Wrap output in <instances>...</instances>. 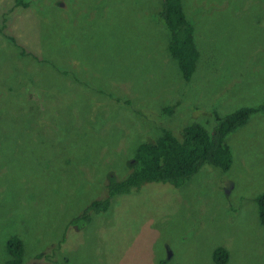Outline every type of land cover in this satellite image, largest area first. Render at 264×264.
<instances>
[{"label": "rangeland", "instance_id": "1", "mask_svg": "<svg viewBox=\"0 0 264 264\" xmlns=\"http://www.w3.org/2000/svg\"><path fill=\"white\" fill-rule=\"evenodd\" d=\"M180 1L198 53L189 81L166 50L162 0H0V264L10 235L23 240L22 264H214L216 247L227 252L223 264H264L255 202L264 114L226 137V171L203 166L177 188L143 184L69 225L161 129H210L212 113L264 100V2ZM13 33L16 47L2 38ZM18 83L30 98L22 84L14 97L7 91ZM29 149L35 156L7 165V153Z\"/></svg>", "mask_w": 264, "mask_h": 264}, {"label": "trees", "instance_id": "2", "mask_svg": "<svg viewBox=\"0 0 264 264\" xmlns=\"http://www.w3.org/2000/svg\"><path fill=\"white\" fill-rule=\"evenodd\" d=\"M264 2V0H260ZM18 6L28 7L23 0H14ZM156 20L164 27L168 33L170 42L166 47L168 54L179 66L182 79L189 81L194 65L198 59V53L195 48L193 33L194 28L189 20L186 19L180 0H162L159 11L156 14ZM1 33V32H0ZM5 41H10L16 47V35H2ZM20 56H29L40 63H50V59H38L37 53L30 52L23 46L17 45ZM19 56V57H20ZM52 70L60 73L66 78L76 79L75 74L50 66ZM68 74V75H67ZM30 76V75H29ZM28 80H30V77ZM11 87L7 91L14 95L19 92ZM24 86V85H23ZM25 96L30 98L28 89L24 86ZM170 109L164 108V113L169 114ZM257 114H264V100L256 106H243L232 112L218 115L212 113V128L206 129L200 124L193 123L184 127L177 136H174L167 129H161L160 136L154 141H146L135 146L132 155L125 161L129 172L121 179H117L109 173L105 179L106 196L102 199L91 200L79 214L74 215L69 225H75L77 228L86 224L91 215L100 213L108 208L109 199L113 195H123L132 190H137L141 185L147 183L169 184L177 188L194 175L198 169L203 166L219 168L222 171L228 169V152L225 145L226 137L236 129L244 126L248 120ZM5 137V134L2 136ZM0 138V147L2 144ZM35 156L33 149L26 153H16L14 151L7 153L4 158L7 165L19 164L26 157ZM257 204V218L260 225L264 226V194L255 197ZM6 252L9 258L3 264H22L23 240L15 235H10L5 239ZM36 258H41L38 255ZM166 259L159 258L156 264H164ZM227 260V252L224 248L216 247L212 252V261L214 264H223Z\"/></svg>", "mask_w": 264, "mask_h": 264}, {"label": "flooded vegetation", "instance_id": "3", "mask_svg": "<svg viewBox=\"0 0 264 264\" xmlns=\"http://www.w3.org/2000/svg\"><path fill=\"white\" fill-rule=\"evenodd\" d=\"M161 25V24H160ZM162 26V25H161ZM163 27V26H162ZM164 28V27H163Z\"/></svg>", "mask_w": 264, "mask_h": 264}]
</instances>
